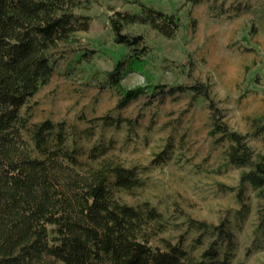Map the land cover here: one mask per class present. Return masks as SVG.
Returning a JSON list of instances; mask_svg holds the SVG:
<instances>
[{
	"label": "trees",
	"instance_id": "1",
	"mask_svg": "<svg viewBox=\"0 0 264 264\" xmlns=\"http://www.w3.org/2000/svg\"><path fill=\"white\" fill-rule=\"evenodd\" d=\"M134 1L138 10L114 9L110 15L114 40L127 51L105 73L102 85L118 93V108L143 94L160 93L163 98L188 89L194 98L207 100L213 142L223 146L228 164L243 167L238 187L219 182V188L235 191L240 201L248 186L253 188L259 197V229L264 232V153L252 148L246 133L229 125L210 83L197 80L166 88L154 80L146 35L126 28L145 25L175 38L180 18L143 0ZM93 2L0 0V264H231L234 251L222 257L217 247L236 243L227 217L218 224L192 220L203 232L215 235L210 247L195 254L159 235L162 213L156 206L122 199L120 191L132 192L144 181L137 167L126 165L111 151L113 142L94 143L87 149L78 143L77 130L66 118L30 122L29 100L56 70L59 44L90 28L92 17L80 9ZM82 55L89 58L92 51ZM132 70L140 71L146 84L124 85ZM96 118L106 124L126 121L132 127L139 121ZM203 235L197 240L202 241Z\"/></svg>",
	"mask_w": 264,
	"mask_h": 264
},
{
	"label": "rangeland",
	"instance_id": "2",
	"mask_svg": "<svg viewBox=\"0 0 264 264\" xmlns=\"http://www.w3.org/2000/svg\"><path fill=\"white\" fill-rule=\"evenodd\" d=\"M143 1L176 13L181 23L175 38L145 25L126 28L146 35L154 80L166 88L197 80L210 83L229 125L246 133L252 148L264 153V0ZM114 9L139 7L134 0H94L88 9H80L92 17V24L57 47L56 70L28 102L30 122L66 118L77 130L78 143L87 149L113 142L111 151L126 165L137 167L144 181L134 191L119 194L133 204L146 200L156 206L162 213L160 236L200 254L215 235L203 232L192 220L218 224L227 217L236 243L231 248L217 245L220 256L232 250L231 264H264L256 191L248 186L240 201L235 191L219 188V182L238 187L243 167L228 164L223 146L213 142L208 101L194 98L188 89L163 98L160 93L143 94L118 108V93L102 85L105 73L127 51L114 40L110 23ZM85 51H92V56H83ZM123 83L144 85L146 78L132 70ZM105 115L139 121L132 127L126 121L106 124L96 118ZM86 128L89 135L81 132ZM200 234L202 241L197 240Z\"/></svg>",
	"mask_w": 264,
	"mask_h": 264
}]
</instances>
